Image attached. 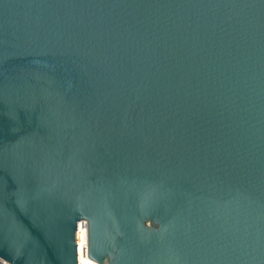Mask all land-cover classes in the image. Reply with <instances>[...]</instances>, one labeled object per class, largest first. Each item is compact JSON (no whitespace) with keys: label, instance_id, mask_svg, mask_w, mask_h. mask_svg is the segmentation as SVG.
<instances>
[{"label":"water","instance_id":"1","mask_svg":"<svg viewBox=\"0 0 264 264\" xmlns=\"http://www.w3.org/2000/svg\"><path fill=\"white\" fill-rule=\"evenodd\" d=\"M264 264V0H0V264Z\"/></svg>","mask_w":264,"mask_h":264},{"label":"bare ground","instance_id":"2","mask_svg":"<svg viewBox=\"0 0 264 264\" xmlns=\"http://www.w3.org/2000/svg\"><path fill=\"white\" fill-rule=\"evenodd\" d=\"M85 235H86V229L84 230L83 228L79 229V233H78V241H79V247H80V263L81 264H96L92 261H90L86 256L87 252L85 253L84 250V244L83 241L85 240ZM82 248V249H81Z\"/></svg>","mask_w":264,"mask_h":264},{"label":"built area","instance_id":"3","mask_svg":"<svg viewBox=\"0 0 264 264\" xmlns=\"http://www.w3.org/2000/svg\"><path fill=\"white\" fill-rule=\"evenodd\" d=\"M81 228H83L85 230L86 229V224L83 223V222L82 223H78V225H77V235L79 233V229H81ZM78 243H79V241H78V237H77L78 262H79V264H81L80 260H79L81 254H80V247H79ZM83 244H84V250H85V253H86V235H85V240L83 241Z\"/></svg>","mask_w":264,"mask_h":264}]
</instances>
